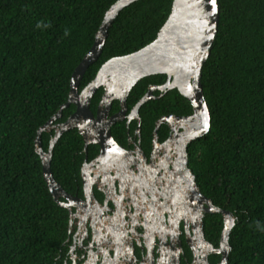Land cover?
I'll list each match as a JSON object with an SVG mask.
<instances>
[{
    "label": "trees",
    "instance_id": "16d2710c",
    "mask_svg": "<svg viewBox=\"0 0 264 264\" xmlns=\"http://www.w3.org/2000/svg\"><path fill=\"white\" fill-rule=\"evenodd\" d=\"M117 1L0 0V264H64L67 258L69 212L48 189L35 138L68 100L71 75ZM172 4L139 0L124 8L80 89L106 61L152 43ZM219 6L218 32L201 78L210 130L188 145L189 168L201 193L235 217L228 264H264V0H219ZM165 80H140L128 105L139 101L149 83ZM101 93L92 99L93 110ZM166 107L192 113L190 102L172 90L141 107L147 130ZM74 110L65 108L58 121ZM52 136L42 134L45 152ZM91 151L89 146V158ZM84 158L78 130L65 132L53 149L51 171L68 193L81 184ZM223 227L221 214L205 216V236L216 246Z\"/></svg>",
    "mask_w": 264,
    "mask_h": 264
},
{
    "label": "flooded vegetation",
    "instance_id": "af4514ba",
    "mask_svg": "<svg viewBox=\"0 0 264 264\" xmlns=\"http://www.w3.org/2000/svg\"><path fill=\"white\" fill-rule=\"evenodd\" d=\"M166 81L167 76L163 82L149 83L139 101L149 90V101L177 90H160ZM83 88L79 87V92ZM100 90L94 110L90 103L95 116L104 94L103 88L97 92ZM127 101L123 120L110 128L116 145L110 155L102 158L100 146L90 144L89 158V146L87 151L84 148L81 184L74 193L67 192L74 199L71 216L65 208L72 225L64 264H222L223 255L216 252L220 241L216 246L205 233V242L200 236L208 213L194 194L189 163L188 167L185 163L192 141L185 142L188 126L183 119L193 111L182 114L166 107L147 130L140 110L132 113L139 101L132 107ZM121 108L120 101L114 100L108 118ZM70 115L58 121L62 113L53 123L54 128L47 132H53L51 139Z\"/></svg>",
    "mask_w": 264,
    "mask_h": 264
},
{
    "label": "water",
    "instance_id": "95a60500",
    "mask_svg": "<svg viewBox=\"0 0 264 264\" xmlns=\"http://www.w3.org/2000/svg\"><path fill=\"white\" fill-rule=\"evenodd\" d=\"M137 1L139 0H119L106 12L91 48L71 75L68 100L37 131L35 150L41 159L44 180L54 201L60 207L70 211V216L74 197L61 187L51 171V160L56 143L65 132L78 129L84 139L85 151L90 144H98L101 148L100 156L102 158L109 156L112 148L116 146L111 135V125L123 120L127 110V98L140 80L153 75H166L167 81L159 87L160 90L177 89L190 102L193 113L183 119L188 126L186 144L202 138L210 130V111L205 100L201 78L203 66L210 56L218 32L219 0H216L215 6L211 5L209 0H173L171 13L152 43L129 55L113 57L106 61L95 78L79 92L81 81L88 68L102 54L109 30L119 13ZM100 88L104 89V94L95 116L90 110V103ZM150 99L152 97L149 90L133 108L132 113L138 114L140 108ZM114 100L120 101L122 108L120 112L108 118V112ZM70 105L75 106V112L56 131L48 151L45 152L42 146V134L54 128L53 123L61 118L63 110ZM164 120L165 118L159 121L157 128ZM184 151L186 153V145ZM185 163L188 167L186 154ZM187 171L192 175L194 194L204 206V211L208 214L219 213L223 217L224 227L220 246L216 252L223 255L222 264H228L231 252L229 237L235 225V217L230 211L216 207L203 195L192 171L189 168ZM61 198L66 199V202H62ZM71 225L70 219V228ZM201 238L205 242L203 228H201Z\"/></svg>",
    "mask_w": 264,
    "mask_h": 264
},
{
    "label": "snow or ice",
    "instance_id": "6c2138e0",
    "mask_svg": "<svg viewBox=\"0 0 264 264\" xmlns=\"http://www.w3.org/2000/svg\"><path fill=\"white\" fill-rule=\"evenodd\" d=\"M215 2H216V0H209V3H210L211 5H213V6H215Z\"/></svg>",
    "mask_w": 264,
    "mask_h": 264
},
{
    "label": "bare ground",
    "instance_id": "6f19581e",
    "mask_svg": "<svg viewBox=\"0 0 264 264\" xmlns=\"http://www.w3.org/2000/svg\"><path fill=\"white\" fill-rule=\"evenodd\" d=\"M186 142V141H185ZM200 236H201V233H200Z\"/></svg>",
    "mask_w": 264,
    "mask_h": 264
}]
</instances>
